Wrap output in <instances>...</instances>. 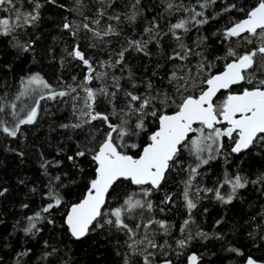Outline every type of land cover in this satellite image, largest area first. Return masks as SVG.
I'll use <instances>...</instances> for the list:
<instances>
[{
    "label": "trees",
    "instance_id": "16d2710c",
    "mask_svg": "<svg viewBox=\"0 0 264 264\" xmlns=\"http://www.w3.org/2000/svg\"><path fill=\"white\" fill-rule=\"evenodd\" d=\"M37 2L42 7L35 24L18 28L9 36L0 35V98H3L6 109L4 119L14 123L10 115L12 102L17 104V111L25 109L20 112V118H24L27 110L35 106L39 94L15 99L22 89V81L34 74L43 77L57 92L69 91L70 87L76 91L53 100L47 98L48 90H43L40 94L45 95V99L40 100L38 116L33 124L21 125L16 137H10L0 129V264H124L125 258L129 264H144L140 255L131 253L127 248L126 232L105 223L108 216L99 219L103 227L90 230L80 239L71 236L66 224L69 208L84 198L95 175L96 164L91 154L79 157L76 153L92 148L109 130L103 121L83 124L86 118L77 119L81 109L87 110L84 108L86 93L83 88L87 86L97 90L106 87L108 92H115V98L98 95L95 111L108 114L113 124H119L122 118L135 123L137 114L124 116V112L128 111L127 92L140 96L167 92L173 96L174 85L169 83L171 73L177 71L178 75H183L178 68L181 65L190 66L195 72L194 66L201 59L195 54L197 51L215 63L214 71H221L225 61L216 60V57L225 56L229 43L240 52L255 48V39L252 44H246L239 38L226 41L222 33L232 23L245 18L247 11L258 0H214L206 9L200 7L204 0ZM169 3L180 10L177 11L176 7L168 10ZM32 7L28 0H24L22 10L32 11ZM186 8L203 11L204 16L197 19L207 17L208 22L190 27L186 33L176 30L181 37L178 41L169 27L190 15L184 11ZM7 15L0 10V18ZM133 15L135 20H130ZM96 20L99 24L93 23ZM66 22H74L73 31H76L77 25L80 26L76 35L64 29ZM84 23L89 24V29L83 28ZM153 23L156 24L153 34L159 33L156 39H151V35L144 31ZM109 26L113 34L102 38L94 35V31L103 33ZM204 37L207 39L197 47ZM133 40L146 41L145 51L129 47V41ZM180 43L192 49L188 60L169 59L180 51ZM77 45L85 58L90 60L94 76L98 72L107 74L103 80L93 79L84 85L88 68L69 55ZM121 51H124V59L116 64ZM256 75L264 78V73L257 72ZM113 78L118 80L119 91ZM149 83L151 89H148ZM224 95L222 92L219 97L222 99ZM75 96L79 98L74 101ZM135 106L139 107V104ZM156 107L161 105L157 102ZM172 110L174 106L167 109L169 112ZM114 111L118 114L113 115ZM78 123L83 126L64 127ZM145 123L147 131L134 137L130 143L143 145L147 142V136L157 127V121L149 116ZM232 146V142L225 138L216 159L203 165L198 170L199 175L192 180L189 198L197 204L196 208L189 210L184 198L185 182L190 175L189 165H194V158L184 151L178 163L166 173L161 185L153 189L148 197L153 208L150 211L138 209L132 213L133 218L125 216V222L133 229L142 222L141 211L143 222L153 219L172 226L167 236L156 224L149 229L157 233L155 239L158 244L167 240L171 245V248L165 249L167 257L157 252L156 264L165 258L170 259L172 264H187V257L193 252L200 257L198 264H240L249 257L264 261V143L257 142L241 153H232ZM130 151L136 154L139 149ZM69 157L74 159L69 160ZM225 173L229 176L239 174L248 180L246 187L238 190L231 203L217 200L214 192H196L197 188L216 189ZM57 176L59 180H56ZM50 189L60 193L62 203L43 213L41 210L54 202L47 195ZM138 191L137 186L119 181L110 189L104 211L110 212L122 206L127 195ZM229 191L228 185L221 188L224 195ZM168 197L171 199L168 200ZM37 212H41L42 219L36 222L37 228L33 233L26 234L23 229L28 225V217ZM185 220H190V223L182 234L180 229ZM143 231L141 227L140 232ZM188 231L194 238L185 248L179 249L176 241L184 238ZM197 231L206 233V238L195 236ZM24 252L28 254L20 255ZM47 253L51 255L46 256Z\"/></svg>",
    "mask_w": 264,
    "mask_h": 264
},
{
    "label": "snow or ice",
    "instance_id": "6c2138e0",
    "mask_svg": "<svg viewBox=\"0 0 264 264\" xmlns=\"http://www.w3.org/2000/svg\"><path fill=\"white\" fill-rule=\"evenodd\" d=\"M214 0H204L200 4L202 9L209 7ZM31 4L32 11L22 10L24 0H0V10L8 15L0 18V35L9 36L18 28L31 26L39 20V9L42 5L37 0H28ZM6 6V7H5ZM176 7L172 3L167 5L168 10ZM234 7V6H233ZM190 15L178 20L174 24H170L169 31L178 41L181 37L176 30H183L185 33L190 27L203 25L208 22L207 17H203V11H195L192 9H184ZM103 13H101L102 15ZM87 19V18H85ZM119 19V17H115ZM135 20V15L129 17ZM74 23V22H73ZM73 23L66 22L63 27L76 35L73 31ZM99 24V20L93 21ZM84 29H89V24L84 23ZM156 24L153 23L151 28H145V33L151 35V39H156L159 33L153 34ZM91 30V29H90ZM94 31V30H93ZM113 34L111 26L107 31L101 33L94 31V35L98 38ZM166 35V34H165ZM226 41L231 38H239L246 44H252L253 40L257 42V46L251 50L237 51L229 43L225 56L223 58L216 57V60L223 59V70L214 71L215 63L209 61L203 56L202 52L197 51L195 54L201 59L197 62L195 72L192 67L178 66L179 71L183 75H178L177 71H173L169 77V83L174 85L175 95L170 96L165 93H157L156 96L145 95L140 96L127 92L129 98L128 111L124 112V116L137 114L138 119L135 123H131L128 119H121L119 124H113L109 115L95 111V103L97 96H111L115 98V92H108L106 87L93 90L84 86L86 93L84 108L81 109L77 119H83V124H91L93 121H103L109 129L103 134L102 139L95 143L92 148H85L78 151L77 156L83 157L91 154V159L95 162V175L89 182L86 195L78 203L71 206L67 212L66 224L72 237L80 239L84 237L90 230L96 227H103L99 223V219L108 216L105 220L108 225H114L118 230L125 231L128 239L125 241L127 248L131 253L140 255L144 264H156L157 252L167 257L165 249L171 248L167 240L163 244L156 242V232L149 231L153 224L159 226L162 233L167 236L171 233L172 226L165 221H157L148 219L143 222V211L140 213L141 223H137L135 229L125 222V216L133 218L132 213L136 210H151L152 202L148 199L152 190L158 188L165 179L166 173L171 170L179 160L182 152L187 151L189 156L194 158V165H189V179L185 182L184 198L187 208L192 210L197 204L189 198L192 188V180L199 175L198 170L207 165L210 160L216 159L217 155L223 148L225 138L233 144L232 153H241L254 146L257 142L264 143V78H258L256 73H264V0H258V3L247 11L245 18L232 23L230 27L223 30L222 33ZM207 38L200 40L197 47L200 46ZM129 47H135L139 52H144L147 42L129 41ZM180 51H176L169 59H179L187 61L192 54V49L183 43L179 44ZM69 55L79 59L88 68V74L85 76L84 85L93 79L103 80L106 77L105 72H95L89 59L79 50V46L74 47ZM124 59V51L119 53V58L115 61L119 64ZM111 66V65H109ZM75 79V78H74ZM115 88L120 90V85L116 78H113ZM247 85L246 87H241ZM135 87V85H133ZM152 85L148 84V89ZM237 88L238 91L233 89ZM43 90L47 91V98L56 99L57 97H65L70 92H75V88H69V91H55L39 74H34L22 81V89L15 97L20 100L21 97L31 96L33 93L39 94V99L35 101V106L27 110L24 118H20V112L25 109L21 108L17 111V104H10L11 113L14 123L10 124L4 119L5 105L3 98H0V129L10 137H16L20 131L21 125L33 124L38 116L40 100L45 99V95L40 94ZM225 93L223 98L219 97L220 93ZM79 97H73L77 100ZM161 105L156 107V103ZM139 107H136V104ZM174 106V110L167 111L168 108ZM149 108L152 110L147 111ZM74 112L76 111L75 103L73 104ZM115 111L113 115H117ZM151 116L157 121V127L147 136V142L140 145L135 142H129L134 137H139L141 133L146 132L145 120ZM83 124L64 125V127H82ZM95 141V136H93ZM139 149V152L132 154L130 150ZM74 157H69L73 160ZM60 178L57 176L56 180ZM127 181L137 186L138 192H133L126 196L123 205L116 207L110 212H105L104 208L107 203V197L110 189L119 181ZM248 180L236 174L229 176L225 173L223 181L216 189H196V192H214L217 200L223 203H231L235 198L239 189L246 187ZM225 185L230 187L227 195L222 194L221 188ZM48 197L54 202L49 203L41 212L47 213L53 207L62 203L61 195L55 189H50L47 193ZM168 200L171 197L167 198ZM41 212L35 213L34 216L28 217V225L23 229L26 234L33 233L37 228V223L42 219ZM114 218V219H113ZM190 220L184 221L181 227V233H185ZM143 227V233L140 232ZM195 236L206 238L207 234L197 231ZM194 238L193 234L188 231L184 238L176 241L179 249L185 248ZM234 251V250H233ZM27 252L20 255H27ZM180 253H177L179 255ZM51 255L47 253L46 256ZM200 257L196 253H192L187 257L188 264H198ZM124 264H129V260L125 258ZM162 264H172L170 259H163ZM247 264H258L257 260L249 257Z\"/></svg>",
    "mask_w": 264,
    "mask_h": 264
},
{
    "label": "water",
    "instance_id": "95a60500",
    "mask_svg": "<svg viewBox=\"0 0 264 264\" xmlns=\"http://www.w3.org/2000/svg\"><path fill=\"white\" fill-rule=\"evenodd\" d=\"M244 19V18H243ZM71 208V207H70ZM70 208H69V210H70ZM67 216V215H66ZM66 221V220H65ZM83 238V237H82ZM194 253V252H193ZM192 254V253H191ZM191 254H189V255H191ZM188 255V256H189ZM248 259V258H247ZM247 259L244 261V262H242V263H240V264H247ZM254 259V258H253ZM256 260V259H255ZM257 262H258V264H264V261H259V260H257ZM158 264H162V261L161 262H159ZM187 264H188V260H187Z\"/></svg>",
    "mask_w": 264,
    "mask_h": 264
}]
</instances>
